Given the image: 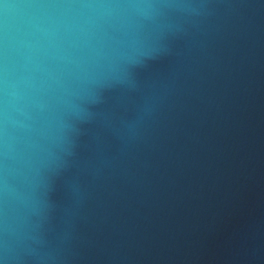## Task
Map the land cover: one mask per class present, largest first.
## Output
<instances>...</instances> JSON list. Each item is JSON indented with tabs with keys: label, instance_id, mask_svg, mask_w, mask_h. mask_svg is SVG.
<instances>
[{
	"label": "water",
	"instance_id": "1",
	"mask_svg": "<svg viewBox=\"0 0 264 264\" xmlns=\"http://www.w3.org/2000/svg\"><path fill=\"white\" fill-rule=\"evenodd\" d=\"M0 264H264V0H0Z\"/></svg>",
	"mask_w": 264,
	"mask_h": 264
}]
</instances>
